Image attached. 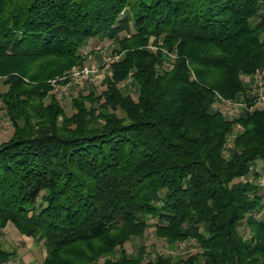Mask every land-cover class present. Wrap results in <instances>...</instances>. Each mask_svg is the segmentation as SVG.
<instances>
[{
  "label": "trees",
  "instance_id": "obj_1",
  "mask_svg": "<svg viewBox=\"0 0 264 264\" xmlns=\"http://www.w3.org/2000/svg\"><path fill=\"white\" fill-rule=\"evenodd\" d=\"M99 36L119 57L67 114L51 80L66 83ZM257 74L264 0H0L13 125L0 141V229L43 241L39 264H264V103L243 78ZM218 94L253 107L227 115ZM152 225L199 250L130 252ZM13 256L0 241V264Z\"/></svg>",
  "mask_w": 264,
  "mask_h": 264
},
{
  "label": "rangeland",
  "instance_id": "obj_2",
  "mask_svg": "<svg viewBox=\"0 0 264 264\" xmlns=\"http://www.w3.org/2000/svg\"><path fill=\"white\" fill-rule=\"evenodd\" d=\"M125 13L129 15L131 14L129 9H127ZM130 41L135 43L137 39L132 38ZM149 43V47L154 48L152 40ZM114 48H117L115 42L106 37L103 38L99 36L91 38L86 42L85 46L81 49V52L87 57L83 66L97 68L98 71L95 72L84 85L91 86V84H93L96 86L98 92L105 88L102 81L107 73V68L110 62L118 59L117 55L119 57V54L115 53ZM113 57L114 59L111 60L110 58ZM169 58L171 59L169 62L172 63L175 59V55L172 54ZM83 66H74L70 72ZM252 77V75L243 77L245 82L249 83L250 86L254 83L253 80H251ZM65 78H67V76H64L62 79ZM67 79L68 81L66 83L57 81V79L51 80V83L54 85L53 92L57 94L65 112L71 114L73 111L71 97L77 94L80 90V85L72 80L70 81V77ZM0 89L2 91L7 89L2 78H0ZM132 90H134L133 87ZM12 133L13 125L7 115V110L4 107L3 102L0 101V141L8 140ZM255 165L257 168H260V163H255ZM261 216H264V210ZM155 221L156 219L150 220L152 224ZM245 232L249 234V229L247 228ZM0 241L7 250L14 252V256L9 260V264H39L42 263L47 256L46 247L43 241L23 235L12 222H9L5 228L0 229ZM181 245V243L175 245L167 244L166 240H163L156 235L155 227L152 225L147 229L143 237L133 238L127 243L126 247L130 252H135L140 249L141 246H144L146 251L151 253L148 257H154L157 252L179 254L180 256L186 257L199 250V245L195 240L188 242L185 247H181Z\"/></svg>",
  "mask_w": 264,
  "mask_h": 264
},
{
  "label": "built area",
  "instance_id": "obj_3",
  "mask_svg": "<svg viewBox=\"0 0 264 264\" xmlns=\"http://www.w3.org/2000/svg\"><path fill=\"white\" fill-rule=\"evenodd\" d=\"M118 58V55H117ZM111 60L114 59L110 58ZM97 68H92L89 66H83L78 69L72 70L67 78L70 77V81H74L76 84H79L80 87L83 86L92 75L97 72ZM253 84L251 86V96L256 97L258 103H264V78L261 74L253 76ZM59 91V90H56ZM253 105L249 104L246 100V97L241 96L238 99H229L225 98L222 95L218 94V100L214 104V108L222 110L224 113L230 116L237 115L242 109L252 108ZM181 247H185V243H181Z\"/></svg>",
  "mask_w": 264,
  "mask_h": 264
},
{
  "label": "crops",
  "instance_id": "obj_4",
  "mask_svg": "<svg viewBox=\"0 0 264 264\" xmlns=\"http://www.w3.org/2000/svg\"><path fill=\"white\" fill-rule=\"evenodd\" d=\"M260 163V168H258V169H262V164H261V162H259Z\"/></svg>",
  "mask_w": 264,
  "mask_h": 264
}]
</instances>
